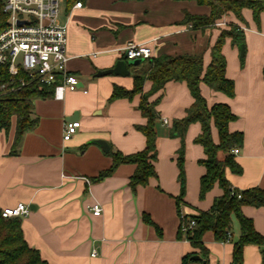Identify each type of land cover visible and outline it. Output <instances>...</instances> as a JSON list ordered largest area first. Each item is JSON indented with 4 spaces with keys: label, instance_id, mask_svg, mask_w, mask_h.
Returning <instances> with one entry per match:
<instances>
[{
    "label": "crops",
    "instance_id": "0c3cea01",
    "mask_svg": "<svg viewBox=\"0 0 264 264\" xmlns=\"http://www.w3.org/2000/svg\"><path fill=\"white\" fill-rule=\"evenodd\" d=\"M81 1L80 7L62 2L59 14L67 26L68 70L79 79L80 87L66 90L63 99L55 98L54 92L35 99L37 124L24 135L15 153V119L8 133L0 129V210L19 203L30 207L28 215L20 217L23 234L47 264H182L186 254L198 250L184 235L179 236L182 215L210 209L223 193L216 183L205 199H198L200 178L206 172L199 163L206 152L194 141L202 132L201 124L192 123L186 133V192L179 206V136H158L157 177L150 178L149 184L132 190L128 182L136 165L131 163L119 165L99 180V173L112 165L110 149L131 154L146 146L145 135L136 129L147 120L138 109L141 95L111 102L109 98L115 84L132 88L133 75L147 61L129 66L127 76L97 74L127 59L122 50L132 42L150 46L152 57L203 55L206 68L221 31L233 24L242 27L243 58L231 38L222 47L226 76L235 83V95L211 90L204 82L200 90L208 106L226 103L232 107L236 119L229 123V130L244 133L243 146L235 150L242 172L226 169L227 179L241 190L264 188V12L260 24L253 11L245 8L244 21L227 12L216 20L222 24L198 29L184 22L186 13L210 14L211 7L197 0ZM151 86L146 80L143 90ZM190 91L184 81H169L164 90L151 96L153 101L162 94L157 105L162 126L169 129L173 121L186 116L194 101ZM71 120H79L80 126L70 140H64V123ZM212 135L217 143L214 126ZM97 139L106 141L109 150L95 143ZM96 202L103 207L100 215L90 210ZM242 210L264 235V206L244 205ZM144 214L153 222L145 221ZM238 235L236 224L232 241L221 243L207 231L203 237L209 251L207 264H233ZM243 264H264L258 245L243 247Z\"/></svg>",
    "mask_w": 264,
    "mask_h": 264
},
{
    "label": "trees",
    "instance_id": "16d2710c",
    "mask_svg": "<svg viewBox=\"0 0 264 264\" xmlns=\"http://www.w3.org/2000/svg\"><path fill=\"white\" fill-rule=\"evenodd\" d=\"M67 3L78 0H65ZM200 4L211 7L209 15H191L186 13L184 22L190 23L194 28L210 27L227 12H233L240 20L244 21L242 11L245 8L253 11V18L260 24L261 14L264 12V0H197ZM8 14L4 11L3 2L0 0V32L7 26ZM231 38L234 45L245 42L244 29L233 24L229 29L222 30L211 50V60L204 68L203 55H187L173 57L163 55L151 57L143 62H148L149 68L142 73L133 75V86L128 89L117 84L114 85L109 102L119 98L133 99L141 95L138 109L146 118L145 124L136 125L146 137L144 149L124 154L115 149L109 150L112 165L102 170L97 176L101 180L111 174L124 163L136 165L134 173L129 178V186L136 191L138 186L149 184L152 177H157L155 161L157 160L158 125L161 122L157 105L161 100L160 94L155 100L149 101L150 96L164 90L169 81H184L187 83L194 101L187 109V114L181 119L173 121L169 128V135L181 139L178 150L177 166L179 168L178 180L181 193L177 197V205L186 192L185 172V137L189 126L199 122L202 132L194 139L201 144L206 152V157L199 160L206 172L200 178V197L205 195L216 183L223 189L222 195L216 197L208 210H202L196 215H182L181 225L190 220H195V225L188 230L185 237L198 249L194 253L186 254L182 264H207L208 249L204 245L203 237L207 231H212L215 240L222 242L232 241L234 225L239 229V235L235 240L233 252V264H243V247L249 244L258 245L264 256V235L254 226L253 219L246 216L242 210L244 205L255 207L264 206V188L255 187L239 189L233 186L226 176V169L233 173H241L242 167L235 159V150L243 146L244 133L242 131H230L229 123L236 119V115L226 103H216L208 106L205 97L201 94L200 83H206L211 90L221 91L229 97L235 95V83L226 76L227 60L222 52L226 38ZM21 79L27 85L21 86ZM152 82L148 93L143 92L144 82ZM4 84L6 89H1ZM15 90L10 91L11 87ZM53 94V86L42 85L30 80L21 72L17 76H11L6 69L0 71V129L6 133L16 121L15 137L12 145V153L21 143L24 135L33 130L37 124V117L33 112L34 101L37 98H46ZM218 133L219 141L213 140L212 127ZM222 154V156H221ZM240 195V198H238ZM180 212V210H179ZM144 220L153 222L149 215L144 214ZM20 217L5 218L0 210V264H47L36 248L29 246L25 240ZM179 230V236L183 233ZM194 254L201 256L200 260H193Z\"/></svg>",
    "mask_w": 264,
    "mask_h": 264
},
{
    "label": "built area",
    "instance_id": "2783aa9c",
    "mask_svg": "<svg viewBox=\"0 0 264 264\" xmlns=\"http://www.w3.org/2000/svg\"><path fill=\"white\" fill-rule=\"evenodd\" d=\"M1 1L8 19L6 28L0 32V71L6 69L11 76L23 72L32 81L53 86L54 96L58 99H63L66 90H77L80 87L79 79L68 70L67 26L59 20L61 3L65 0ZM82 4L78 0L74 6L80 7ZM215 24L220 25L222 22ZM122 51L127 59L145 60L152 57V48L146 44L132 42ZM20 85L25 86L27 83L21 79ZM1 89H6V86L2 84ZM13 90L15 87L12 86L10 91ZM79 126V120L65 122L64 140H70ZM90 210L94 215H100L103 207L96 202ZM29 211L27 204L19 203L14 207L3 208L1 215L7 219L26 216ZM194 225L193 219L181 225L184 237ZM92 255H97V251L94 250Z\"/></svg>",
    "mask_w": 264,
    "mask_h": 264
},
{
    "label": "water",
    "instance_id": "95a60500",
    "mask_svg": "<svg viewBox=\"0 0 264 264\" xmlns=\"http://www.w3.org/2000/svg\"><path fill=\"white\" fill-rule=\"evenodd\" d=\"M240 52H241V57L243 58L244 53H245V44L241 43L239 44ZM144 61L143 58H135V59H119L116 61L113 67L106 69L105 71L102 70L98 72L97 75H121V76H127L130 74L129 66H137L140 63ZM95 143L99 144L103 150L108 151L109 150V145L106 141L102 139H97L94 140ZM193 260H200L201 256L199 254H194L191 257Z\"/></svg>",
    "mask_w": 264,
    "mask_h": 264
},
{
    "label": "rangeland",
    "instance_id": "374dc122",
    "mask_svg": "<svg viewBox=\"0 0 264 264\" xmlns=\"http://www.w3.org/2000/svg\"><path fill=\"white\" fill-rule=\"evenodd\" d=\"M215 25V24H214ZM213 25V26H214ZM230 30V29H229ZM146 66L143 68V69H141L140 71H138V73H136V74H139V73H142V72H144L145 70H147L148 68H149V64L146 62ZM145 83V82H144ZM151 89V88H150ZM149 89V90H150ZM149 90L148 91H144L143 90V92H145V93H148L149 92ZM152 96V95H151ZM151 96H150V98H151ZM149 101H150V99H149ZM158 135H166V137H169L170 138V135H169V129H168V127H166V126H162L161 124H159L158 125ZM195 167H197V165H195ZM186 181H187V173H186ZM198 199L199 200H203V199H205V197H203V198H201L200 197V191H199V193H198Z\"/></svg>",
    "mask_w": 264,
    "mask_h": 264
}]
</instances>
